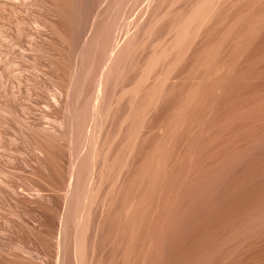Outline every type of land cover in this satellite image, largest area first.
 <instances>
[{
  "label": "bare ground",
  "instance_id": "bare-ground-1",
  "mask_svg": "<svg viewBox=\"0 0 264 264\" xmlns=\"http://www.w3.org/2000/svg\"><path fill=\"white\" fill-rule=\"evenodd\" d=\"M136 8L81 109L63 264H264V0Z\"/></svg>",
  "mask_w": 264,
  "mask_h": 264
},
{
  "label": "rangeland",
  "instance_id": "rangeland-1",
  "mask_svg": "<svg viewBox=\"0 0 264 264\" xmlns=\"http://www.w3.org/2000/svg\"><path fill=\"white\" fill-rule=\"evenodd\" d=\"M140 1L0 0V264H63L81 109Z\"/></svg>",
  "mask_w": 264,
  "mask_h": 264
}]
</instances>
